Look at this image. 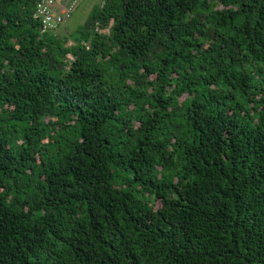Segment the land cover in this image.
Wrapping results in <instances>:
<instances>
[{
  "label": "trees",
  "instance_id": "1",
  "mask_svg": "<svg viewBox=\"0 0 264 264\" xmlns=\"http://www.w3.org/2000/svg\"><path fill=\"white\" fill-rule=\"evenodd\" d=\"M37 1L0 0V264H264V0Z\"/></svg>",
  "mask_w": 264,
  "mask_h": 264
},
{
  "label": "built area",
  "instance_id": "2",
  "mask_svg": "<svg viewBox=\"0 0 264 264\" xmlns=\"http://www.w3.org/2000/svg\"><path fill=\"white\" fill-rule=\"evenodd\" d=\"M81 0H39L32 19L40 23V33H52L66 24L72 11ZM69 59L68 56H66Z\"/></svg>",
  "mask_w": 264,
  "mask_h": 264
},
{
  "label": "rangeland",
  "instance_id": "3",
  "mask_svg": "<svg viewBox=\"0 0 264 264\" xmlns=\"http://www.w3.org/2000/svg\"><path fill=\"white\" fill-rule=\"evenodd\" d=\"M101 2L102 0H81L72 11L68 22L61 26L56 32L66 36L69 32L74 31L83 23L91 9L98 6ZM69 45H71V42L67 40L66 46Z\"/></svg>",
  "mask_w": 264,
  "mask_h": 264
},
{
  "label": "clouds",
  "instance_id": "4",
  "mask_svg": "<svg viewBox=\"0 0 264 264\" xmlns=\"http://www.w3.org/2000/svg\"><path fill=\"white\" fill-rule=\"evenodd\" d=\"M59 28H61V27H59ZM59 28H58V29H59ZM58 29H56L54 32H56ZM52 33H53V32H52Z\"/></svg>",
  "mask_w": 264,
  "mask_h": 264
}]
</instances>
